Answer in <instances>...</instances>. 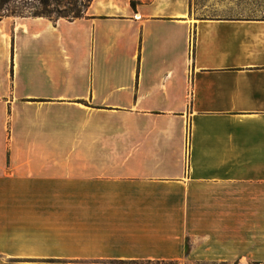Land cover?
<instances>
[{"label": "crops", "instance_id": "crops-1", "mask_svg": "<svg viewBox=\"0 0 264 264\" xmlns=\"http://www.w3.org/2000/svg\"><path fill=\"white\" fill-rule=\"evenodd\" d=\"M0 253L264 264V17L196 18L191 0L0 13Z\"/></svg>", "mask_w": 264, "mask_h": 264}, {"label": "rangeland", "instance_id": "rangeland-1", "mask_svg": "<svg viewBox=\"0 0 264 264\" xmlns=\"http://www.w3.org/2000/svg\"><path fill=\"white\" fill-rule=\"evenodd\" d=\"M53 0H51V3ZM88 0H59L55 4H51L47 7L50 11L52 19L58 16H65L66 19L74 18L76 14L75 9H84ZM17 7H27L25 10L26 15H30L37 11L40 7V0H17L14 3ZM192 13L196 18H214V17H264V0H191ZM7 14V12H4ZM63 18V17H61ZM60 19V18H59ZM229 208L228 202H226V209ZM237 238L235 233L226 234V238ZM61 248L53 247L48 251L62 252L64 250H74L71 245L67 247L61 246ZM44 253H47L45 246H42ZM23 253H29L30 251L24 250ZM247 252L251 254L250 260L254 259L253 256V244H247ZM238 258V243L226 242V261ZM231 259V260H230ZM0 264H35L26 259L10 260L7 255L0 253ZM48 264H63V262H51Z\"/></svg>", "mask_w": 264, "mask_h": 264}, {"label": "trees", "instance_id": "trees-1", "mask_svg": "<svg viewBox=\"0 0 264 264\" xmlns=\"http://www.w3.org/2000/svg\"><path fill=\"white\" fill-rule=\"evenodd\" d=\"M17 2V0H0V13L2 16H14V17H26V16H40V17H46V18H51L50 11H48L47 7L50 6L51 4H55L56 2H59V0H53L51 3V0H40V7L37 8V11L30 14L26 15L25 10L27 7H17L14 5V3ZM92 0H88V3L85 5L84 9H75L76 14L74 18H69V20L75 19V18H80L83 17L90 6V3ZM135 4V3H133ZM192 8V5H191ZM7 12L5 14L4 12ZM65 18V16H58L54 20H57L59 18Z\"/></svg>", "mask_w": 264, "mask_h": 264}]
</instances>
